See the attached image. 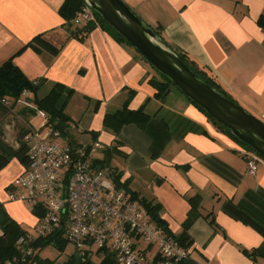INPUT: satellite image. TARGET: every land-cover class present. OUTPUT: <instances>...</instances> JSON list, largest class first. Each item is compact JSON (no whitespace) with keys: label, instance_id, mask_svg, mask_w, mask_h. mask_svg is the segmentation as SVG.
<instances>
[{"label":"crops","instance_id":"crops-1","mask_svg":"<svg viewBox=\"0 0 264 264\" xmlns=\"http://www.w3.org/2000/svg\"><path fill=\"white\" fill-rule=\"evenodd\" d=\"M63 1L0 0V66L12 58L27 80L42 82L41 97L55 84L63 86L57 107L69 118L73 145L98 143L93 165L111 166L130 197L134 193L158 205V218L170 235L161 229L165 234L181 235L191 211L188 200L195 198L197 217L186 230L190 260L264 264V162L255 175L249 174L243 147L218 132L181 93L170 86L157 98L151 82H160L159 76L107 32L95 28L82 42L71 38L58 15ZM130 6L149 26L160 27L171 50L193 60L264 123V23L258 21L264 0H138ZM37 35L60 47L57 55L29 48L17 54ZM127 99L129 110L143 107L164 120L166 128L156 129L152 137L133 124L113 133L104 117ZM27 122L20 136L29 129ZM186 128L203 129L206 135L183 133ZM0 131L5 134L4 127ZM12 148H18V141ZM22 170L16 159L0 170V204L30 233L38 217L29 205L7 199L8 185ZM42 251L38 257L47 259Z\"/></svg>","mask_w":264,"mask_h":264},{"label":"built area","instance_id":"built-area-1","mask_svg":"<svg viewBox=\"0 0 264 264\" xmlns=\"http://www.w3.org/2000/svg\"><path fill=\"white\" fill-rule=\"evenodd\" d=\"M76 16L77 23H85L93 12L83 5ZM21 96L30 93L23 91ZM1 104L10 105L5 99ZM16 104L33 108L24 99ZM39 116V128L30 127L21 138L27 163L8 185L7 199L38 208L40 215L33 233L17 239L18 257L3 264H37L32 243L55 231L74 245L80 261L97 251L112 253L116 264H176L188 257V249L158 228L137 200L115 187L111 166L93 165L101 149L98 143L71 146L42 112ZM241 154L247 172L255 175L264 160L248 148Z\"/></svg>","mask_w":264,"mask_h":264},{"label":"trees","instance_id":"trees-1","mask_svg":"<svg viewBox=\"0 0 264 264\" xmlns=\"http://www.w3.org/2000/svg\"><path fill=\"white\" fill-rule=\"evenodd\" d=\"M83 7L81 0H64L61 6L58 8V15L64 21L63 25L70 32V37L76 39L80 42L86 38V36L95 28H100L103 31L107 32L115 41L118 43L128 46L126 42L118 36L113 30H111L102 19L93 12V18L85 23H82L81 28L72 29V25L77 24V12ZM259 24L263 25L264 15L259 18ZM151 27V26H150ZM155 34L164 42L161 37L160 27H151ZM166 44V42H164ZM31 49L35 53L46 52L51 56L57 55L60 50V47L56 48L43 38V35L35 36L29 43H27L21 50L17 52L19 54L24 49ZM178 56V58L197 76L203 79L211 88H213L218 93L223 94L233 103L237 104L216 82L201 68H199L193 60L188 58L185 54L172 50ZM16 54V55H17ZM15 55V56H16ZM157 74V73H156ZM160 78V82L152 81L151 85L156 90V97L162 98L167 94L168 88L172 86L165 78L157 74ZM35 81V80H34ZM27 80L21 71L13 64L12 58L7 60L0 66V113H8L10 109L16 104L18 99L25 100L33 104V108H27L29 115L34 114L37 110L42 112L47 121L57 130L61 138L69 145H73V135L70 131L71 124L69 123V118L63 113L62 106L57 107V103L61 97L63 86L60 84H55L43 97H38L37 93L39 90V85L42 83L39 81L36 85H32V82ZM173 87V86H172ZM23 91H28L30 93L29 97H23ZM180 93V92H179ZM131 94V93H130ZM32 97V98H31ZM8 100L10 105L5 107L1 104V100ZM129 99L124 101L122 107L119 110L111 114H107L104 117V125L112 130L113 133H117L123 125L133 124L145 131L151 137L158 128H166L167 123L164 120H158L154 116H150L144 112V108L141 107L137 110L128 109ZM194 106V105H193ZM200 111V110H199ZM201 112V111H200ZM36 113V112H35ZM202 113V112H201ZM203 114V113H202ZM213 125L217 126L223 133H225L229 138L236 141L237 140L224 128L218 125L214 120L203 114ZM264 124V123H263ZM30 128V125H28ZM28 130V129H27ZM195 132L202 135H206L203 129L199 128H186L183 133L186 132ZM22 131H20L21 133ZM19 133L18 136V148L13 149L8 144L5 143L0 131V170L3 169L12 159H16L22 166H25L27 163L26 157V148L21 142V137ZM238 143V142H237ZM239 144V143H238ZM241 145V144H240ZM243 147V145H241ZM102 167V166H101ZM113 181L116 188L126 189V185L119 182V176L115 175ZM126 191V190H125ZM133 200H137L145 209L146 213L150 219L156 224V226L169 234L165 227L163 226L161 220L158 218V205H153L152 202L146 201L136 197L134 193L130 194ZM195 198H190L188 200L191 211L188 212L186 219L182 223L183 232L180 236H173L176 241L184 248L189 247L190 243L188 242V236L186 230L192 224L194 219L197 217L193 206V200ZM38 209V208H37ZM36 208H32V215L36 218H39V212ZM33 231V229H32ZM31 231V232H32ZM26 232L19 224H17L13 219H11L3 206L0 204V264H3L7 261H12L14 258L18 257L19 252L16 247V241L21 236L32 233ZM170 235V234H169ZM67 243L61 238V232L55 231L52 234L45 237H38L32 243V246L37 249L36 262L37 264H54L53 261L48 259H41L38 257V253L45 249L48 246L55 247L58 252H62ZM99 256L97 262H93L92 257ZM62 264H72V258L70 257L66 262ZM81 264H116L114 256L112 253L97 251L93 256H87L84 260L81 261ZM176 264H197L190 260L189 255L186 259L178 261Z\"/></svg>","mask_w":264,"mask_h":264},{"label":"water","instance_id":"water-1","mask_svg":"<svg viewBox=\"0 0 264 264\" xmlns=\"http://www.w3.org/2000/svg\"><path fill=\"white\" fill-rule=\"evenodd\" d=\"M192 105L264 160V124L190 70L122 0H81Z\"/></svg>","mask_w":264,"mask_h":264},{"label":"rangeland","instance_id":"rangeland-1","mask_svg":"<svg viewBox=\"0 0 264 264\" xmlns=\"http://www.w3.org/2000/svg\"><path fill=\"white\" fill-rule=\"evenodd\" d=\"M122 1L131 9L133 13L137 15V17L140 18L139 16L140 14L138 10L133 9V7L130 6V5L138 3V0H122ZM140 19L142 20V18ZM173 89L176 94H180L177 89H175L174 87ZM37 95L38 97H41L42 96L41 91L38 92ZM20 107L23 108L21 104H17V105H14L13 108L8 111V113H5V114L0 113V118H1L0 126L1 128L3 127L5 128V134L2 135V137H4L3 140L6 141L9 146H12V147H16L18 133L19 131L25 130V128L27 127L26 124H28L27 121L30 122V126L32 128H36V129L39 128L40 124L42 123V118L39 116V112L37 110L35 111L36 113L34 112V114L29 115V112L27 111L26 108H25L26 110L23 109L22 112L18 111ZM213 126L218 132H221L222 134L226 135L220 129H218L217 126L215 125ZM243 148L246 149L247 147L245 148V146H243ZM31 233H33V231ZM41 256L53 261L54 264H60V263L62 264V262H65L67 259H69V256H71L72 264H80L79 263L80 254L75 249L74 245L71 242H67L62 252H58V250L55 247L48 246L42 251ZM98 259H99V256L92 257L93 262H97Z\"/></svg>","mask_w":264,"mask_h":264}]
</instances>
